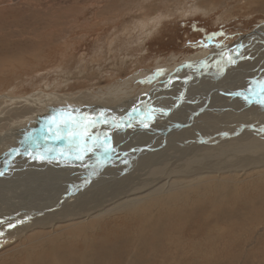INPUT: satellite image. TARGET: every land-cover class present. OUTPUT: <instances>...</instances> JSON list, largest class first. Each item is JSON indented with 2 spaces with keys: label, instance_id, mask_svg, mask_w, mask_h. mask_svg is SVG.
I'll return each instance as SVG.
<instances>
[{
  "label": "rangeland",
  "instance_id": "1",
  "mask_svg": "<svg viewBox=\"0 0 264 264\" xmlns=\"http://www.w3.org/2000/svg\"><path fill=\"white\" fill-rule=\"evenodd\" d=\"M262 23L264 0H0V133L26 125L38 130L51 116L69 108L93 117L104 113L109 120L116 116L117 120L126 121L132 109L140 107L136 103L141 97L153 86H161L179 66L196 59L204 62L208 55L213 56L211 52L249 34ZM257 35V41L264 40ZM262 52L244 56L245 61L251 58L249 70L264 69V48ZM243 74L242 70L222 72L216 78V86L232 83L238 86ZM257 75L255 72L251 78ZM257 79L264 80V72ZM197 83L213 86L207 81ZM165 85L169 89L174 86ZM198 95L197 100L206 101V91ZM159 96L154 100L159 103L158 112L165 105ZM201 101L195 106H202ZM244 102H237L236 107ZM254 103L259 104L252 99L251 104ZM93 104L122 105L124 111L110 114L88 107ZM263 109L262 105L253 108L250 110L253 117L243 115L240 119H235L233 112L218 117L215 109L204 110L195 118L198 133L190 126L181 127L176 133L164 132L177 123L174 115L160 123L153 122L156 125L146 129L135 118V125L140 126L124 132V153L111 155V160L108 159L111 168L104 166L110 169H105L98 179L96 186L105 187L89 189L79 197L82 201L77 209L76 202L69 208L88 215L71 216L40 227L45 230L33 227L20 237L0 239L1 264H26L29 260L38 264L43 250H47V258L42 264H56L51 261L53 248L58 249L57 264H64L65 260L71 264H264V157L251 161L247 157H256L255 151L248 154L231 147L221 155L211 152L200 158L202 150L221 145L243 147L251 141L264 142ZM181 113L183 118L179 121L187 123L190 113ZM155 119L161 120L155 117L151 121ZM162 126L165 128L161 131ZM132 132L137 133L129 144L125 139ZM17 143H9L15 145L14 155L22 146ZM60 143L65 144L62 150L67 152L68 143L62 140ZM149 144L162 145L161 149L169 146L167 156L155 158L159 149L149 153ZM38 155L40 152L30 156V164ZM97 155L89 153L81 163L66 159L78 161L84 168L91 165L96 168L107 158L98 162ZM170 156L173 159H168ZM188 162L190 166L186 165ZM12 164L9 162L6 167ZM38 167L31 165L32 169ZM122 184L124 187L127 184L126 192L112 195ZM172 191H176L181 202L175 206L176 212L168 213V209L163 212L166 207L163 201ZM45 193L48 201L61 192ZM96 194L101 203L94 202L89 207L86 202ZM68 195L65 198H75L77 194ZM157 201L161 202L159 207ZM147 207L163 212L155 217L150 229L157 231L158 237L135 245L131 236H137L138 218ZM12 225L16 227V223ZM40 232L47 238L68 232L65 236L68 243L60 246L61 241L56 245L47 242L38 249ZM85 234L101 240L90 245V254ZM33 245L38 253L28 256ZM86 248L88 252L82 261Z\"/></svg>",
  "mask_w": 264,
  "mask_h": 264
},
{
  "label": "bare ground",
  "instance_id": "2",
  "mask_svg": "<svg viewBox=\"0 0 264 264\" xmlns=\"http://www.w3.org/2000/svg\"><path fill=\"white\" fill-rule=\"evenodd\" d=\"M256 29H258L257 33L253 34L250 38L246 39L244 41V44L242 46H240L239 48L235 47V46H231L234 50H232L231 48H227L225 50H222V48L215 50V51L210 53V55H213V56H209L207 54L208 55L206 57L207 59L204 62L202 61L201 63L196 62L198 59H196L192 62L188 61V62L182 64L183 68H180V69L170 73L169 76L167 75V77L162 81V84L160 86V87H162V91L156 93L154 86H153L148 92H146L144 94L145 96H151L152 101H153L150 104H145V106H144L145 108L146 107H148V109L149 108H155L156 111L154 113L158 112V109L156 108L157 107L156 104L159 105V103H158V101L154 102V100H155L156 96L158 94H160L159 98H162V102H165L163 109L170 111V115H174V120H175L174 122H177V123H174L173 125H170L169 127H167L168 130L166 129L164 132H166L167 134H170V133H174L175 131H177L181 127H183L182 129H184V127L187 128L190 126L191 129L193 128V132L195 131L198 133V131L195 129L194 122H195V118L198 117V114L202 108L206 111H208L209 109L211 111L215 109L214 113H218L217 114L218 117H221L223 113L228 114V113L233 112V117L235 119H240V117L241 116L243 117V115H247V116L250 115L251 109L261 106L259 104H255V103L251 104L249 102H244L246 100L242 96L236 95V93H238V92H244L246 95H248L246 90L250 86V84H251L250 82L252 80H258L257 79L258 76L264 72L263 71L264 69H258V68L255 71L253 69L249 70L250 69L249 61L252 62L251 58L248 61H245V57H244L247 53H248V56L253 55L252 53H255V52L263 53L262 48H264V40L263 41H257L258 40L257 34L262 35V38H264V23L260 24ZM244 35L245 34L239 36L237 38V40H240L241 37ZM248 47H249V49L247 51H245V49ZM237 52H239L240 54L236 55ZM226 55H230L234 61L235 60H239V61L235 62L233 65L229 63V65L227 67H225V66L219 67L220 63H227V61L225 59ZM246 58H249V57H246ZM202 59H203V57H202ZM206 61L209 62V64ZM210 64L213 65L212 68H215V69L210 71L208 74L203 75V73L201 72L202 68H199V67H206ZM221 68H222V70H221ZM241 70H242V72H244V74H243V76H241L239 78V80H242V83H240V85L237 86V84L232 83V84H229V86L225 85L224 87L216 86L217 85L216 78L218 80V77H220L222 72L234 73V72H238ZM255 72L259 75H257V77L251 78V75H253ZM170 76H171V78L169 79ZM205 81H207L208 84L213 85V86L208 87V85L206 86L204 83H202V84L197 83V82H205ZM166 83L173 84L174 86L171 89L165 90V87H166L165 84ZM193 84H195V85L193 86ZM242 84L245 87H241ZM183 86H184V88L180 89ZM217 89L221 90V92L220 93H214V91H216ZM204 91L207 92L206 96L208 99L206 98V101H205V98H204V102H203V101H201V98H199L198 100H200L203 104H202V106H199V107L195 106V104H197V101H198L197 100V98L199 97L198 94H200V92H204ZM227 91H228V93H225ZM213 96H214V98H213ZM140 97L141 96L139 95L138 98L140 99ZM215 98H216V100H215ZM251 99H256V98L252 97ZM130 101H131V99H130ZM146 102H148V101L146 100ZM237 102H244V103L239 105L240 107H236ZM105 106H107V105H105ZM107 107H109V106H107ZM226 107H229V108L226 109ZM148 109H146V111ZM216 109H218V110H216ZM182 111H184L185 113L186 112L190 113V118H189L187 123H184L183 121H179V119L183 118V113H181ZM195 111H197V112H195ZM228 111H231V112H228ZM220 112H222V113H220ZM179 113H181V114H179ZM118 114H121V112H118ZM151 114H153V113H151ZM87 115H89V114H87ZM99 115H97V116H99ZM91 116H92V114H91ZM250 116L253 117L252 115H250ZM114 117H116V116H114ZM138 117H140V116H137L136 118L138 119ZM187 117H188V115H187ZM256 118H257V116H256ZM134 120H135V118H134ZM134 120H131V127H127V126L125 127V128H127L125 133H127V131L135 125ZM159 121H160L159 119H158V121L156 119L152 120V121L148 120L147 121L148 127L150 128L151 126L156 125L153 122L159 123ZM46 124L41 125L38 130H36V128L34 129V127H30V126L26 125L24 127H19V128L14 127V128L9 129L6 132L0 133V152H2V154L0 153V173H3V175H0V233H3L2 235H0V239H6V238L9 239L10 237H14V236L20 237L21 235L25 234L26 231L33 229V227H37L39 230H45V229H42L40 227L44 228V226H51V225H53L54 222L56 223L59 220L62 221L64 219L67 220L71 216H76V215L82 216L84 214L88 215L86 213H79V211L77 212L79 214L74 212V210L80 206L79 203H81V201H82V198H79V197L82 196L84 193H87L89 191V189L94 188L98 182V179H100L102 173L106 172L105 169H107L109 167L111 168V165L109 162L111 160V158H110V160H108L104 164V166H109V165L110 166L106 167L104 169V166L102 167V165H101L102 168L100 166H97L95 168V166L92 167V165L90 166V168L89 167L84 168L81 164H79V162L81 163V161L73 162L70 159H66V157L59 156L58 153L62 152L63 151L62 149L65 146V144L60 143L61 141L45 142L43 139H40V141H39L40 147L39 148H35V147L29 148L28 144L24 143L25 137L29 133H32V132L39 134L41 129L44 128V126ZM103 125H105V124H99L96 128L92 129V131L94 133H101L102 134L105 132L104 131L105 129H111L112 128L111 124H110V126L105 125L104 127H102ZM20 126H21V124H20ZM137 126H140V125H137ZM137 126H134V127H137ZM164 128H165V126H162L160 130L162 131ZM145 129H142V131ZM94 130H96V132ZM134 130L135 129L133 128V131ZM139 130L140 129H136V131H139ZM139 132H141V131H139ZM121 133L123 134L124 132L123 131L122 132L116 131V134H121ZM125 133L123 135H125ZM136 133L132 132V134L129 135L125 140H127V142L129 144H131V138ZM152 134H154V133H152ZM123 135H117L116 137L114 136L115 138H114L113 147L116 149V151L112 154V156H115L114 155L115 153L116 154L124 153L125 145H123V140H122V138L124 137ZM15 141L18 143L21 142L22 146H21V149L14 155V150H12V149H14L15 145L10 146L9 143L15 142ZM62 142H64V141L62 140ZM239 145H241V144H227V145L218 146L213 150H202V151L200 150L201 151L200 158L201 157L202 158L207 157L211 152H217V154L221 155L226 149H230L231 147H234L237 149L241 148L243 152H246L248 154L251 153V151H255L258 154L256 157L253 155H249V157H247V158H250L251 161L261 160L264 157V142L260 143V142L251 141V142H249V144H246L245 146L243 145V147H238ZM148 146L151 147L150 149L148 148L149 153L151 150H158L159 149L158 152L156 151L157 155L154 156L155 158L161 159V158L167 156L165 154V152L167 151L169 146L166 145L165 148H163V149L160 148V147H162V145H160L159 147H153L152 144H149ZM68 148L69 147H67L65 150H67ZM49 149H51L53 151H49ZM117 149H118V151H117ZM39 152H40L39 158L35 159L30 164V156L32 154L34 155V154H37ZM3 153H4V155H3ZM14 159H15V161H14ZM104 159L105 158L101 159V161H99V162H103ZM168 159H173V157L170 156ZM52 160H54V162H52ZM9 162H13V164L10 167H8V166L6 167V164ZM113 162H115V161H113ZM195 162H197V161H195ZM115 163H114V165H115ZM47 164H49L50 167L47 166ZM31 165L32 166H39V167L36 169H32ZM186 165L190 166L189 162ZM76 167H77V169H76ZM67 170L70 172H68ZM140 171H142V170H140ZM75 172L79 173V175L77 174L75 176L74 175ZM68 175H70V176H68ZM88 178H90V181ZM114 178H116V177H114ZM114 178H113V180H114ZM86 181H88V182H86ZM53 182H55V183L52 185ZM198 182H200V180H198ZM110 183H111V181H110ZM116 185H119V184L116 183ZM60 186H62V187H60ZM106 186H107V183H106ZM126 186H127V184H126ZM96 187L99 190V188H104L105 186H101L98 184ZM125 187H124V185H123V187H120V186H119V188L117 187L118 189L112 191L113 192L112 195H115V194L120 195L122 193H125L126 192ZM28 188H30V189H28ZM41 188H44L45 192L48 191V192H52L53 194H57L58 192H61V193L58 195L57 198H55V197L52 198L51 196H49V197H51V200L47 201L44 198V195L47 193H45L44 190L42 192ZM172 189H175V188L172 187ZM55 192H57V193H55ZM71 192L74 193L75 195L77 194L78 196L76 195L75 198L69 197L70 199L65 198V196H67ZM106 194H108V193L106 192ZM106 194H104V196L107 197ZM108 195L110 196L111 194H108ZM100 198L98 197V194H96L93 197H91L90 200L87 201L86 203H87V205L94 203V202L95 203L98 202V204H99V203H101ZM78 201H80V202H78ZM73 202H76L77 206L75 207V209L69 210V208L71 206H73L72 205ZM163 202L166 203V207H163V212H165V210L168 209V213H173V211L174 212L177 211V210H175L176 209L175 206L178 205L179 202H181V199L176 194V191H172L169 198ZM67 203H69L68 204L69 206L67 205ZM160 203L161 202L157 201L155 204L159 207ZM65 206H66V208H65ZM144 209H146V211L144 212L145 214L138 218V225L140 224V226H139L140 229L137 230V236L136 237L131 236L135 241V245L136 244H142V243H140V241L145 240L149 237H152V239H154V237L155 238L158 237L157 231H152L150 229L155 223V217L159 213H163V212H157L156 210L153 211L151 207H147ZM63 211H65V213H63ZM148 213H150L151 215ZM13 223H16L15 228H14V225L12 227H10V225H12ZM82 223L83 222H81V224ZM160 224H161V222H160ZM78 225H80V224H78ZM72 227H76V226H72ZM46 230H47V228H46ZM76 230L78 231V228H76ZM52 231H54V230H52ZM147 231H149V232H147ZM150 231H152V232H150ZM80 232L84 233L83 229L80 230ZM42 233L43 232L39 233L40 236L37 235L38 238L42 237V240L38 242L39 243L38 249L43 248V246H45V244L47 242H49L50 244L56 245L59 241H61L60 246H61V243L62 244L66 243V242L68 243V240L65 239V236L68 232L63 236L59 233L55 234L56 238L51 237V236H50V238H47L45 236H42ZM64 233H65V231H64ZM85 233H86V231H85ZM68 235L70 236V234H68ZM78 236H79V234H78ZM93 237L89 238L86 234L84 235V239L86 241V244H88L89 252H88V248L84 249L83 254L81 255L82 261L85 260V258H86L85 255L90 254V252H91L90 245H93L94 241H96L97 244L100 243V241H101L100 239L96 240V237H95V239ZM136 238L138 240H136ZM70 239H72V238L70 237ZM54 242H55V244H54ZM36 245H33L30 248V250H28V256H31L32 254L34 256L37 255L38 252L33 250ZM55 251H58V249L53 248V259L51 261H53L52 263L57 264L58 263V261H57L58 256H57V253ZM46 252H47V250H43L40 252V257H43V258L40 259V262L38 264H42V262H45L44 259L46 257ZM71 255H72V253H71ZM74 256H72V257H74ZM64 259H65V257H64ZM29 263L34 264V262L32 260H29L28 263H26V264H29ZM0 264H1V260H0ZM64 264H71V262H70V260H65Z\"/></svg>",
  "mask_w": 264,
  "mask_h": 264
},
{
  "label": "snow or ice",
  "instance_id": "3",
  "mask_svg": "<svg viewBox=\"0 0 264 264\" xmlns=\"http://www.w3.org/2000/svg\"><path fill=\"white\" fill-rule=\"evenodd\" d=\"M211 39V37H209ZM240 53L237 52L236 55ZM227 63L234 64L235 61L230 55H226ZM222 70V68H221ZM246 95L244 92H238L236 95L242 96L249 103L252 102V97H255L257 103L264 106V80H253L247 88ZM156 111L155 108H149L146 112L141 113L139 109L133 108L132 113L129 114V120L125 124L123 121L117 120L112 117L111 120L100 114V118H96L87 114L80 113L78 109H63L56 115L49 118L47 124L41 129L40 133H29L25 137L24 143L28 147H40V139L45 142L48 141H61L64 140L68 143V151L58 153L61 157L71 158L78 161H84L89 153L97 154V161L99 162L102 157H107L109 154L116 151L112 145V137L108 132L94 133L92 129L96 128L99 124H111L112 128L120 129L125 126L131 127V117L133 114L141 116L140 123L143 127H148V120L153 117L151 113ZM49 151H53L49 149ZM39 158V155L38 157ZM3 175V173H0ZM13 225H10L12 227ZM3 233H0L2 235Z\"/></svg>",
  "mask_w": 264,
  "mask_h": 264
},
{
  "label": "water",
  "instance_id": "4",
  "mask_svg": "<svg viewBox=\"0 0 264 264\" xmlns=\"http://www.w3.org/2000/svg\"><path fill=\"white\" fill-rule=\"evenodd\" d=\"M257 30L258 29H253L251 32H249V34H247V35H244V36H242L241 37V39L240 40H237V41H233V42H231V43H228V44H226V45H223V47H222V50H225V49H227V48H231L232 50H234L231 46H235V47H240V46H242L243 44H244V41L246 40V39H248V38H250L253 34H255V33H257ZM207 62V61H206ZM208 64H209V62H207ZM229 65V63H220L219 64V67L220 66H225V67H227ZM213 67V65H208V66H206V67H199V68H202L201 69V72L203 73V75H206V74H208L210 71H212V70H214L215 68H212ZM180 68H183V66L181 65V66H179L178 67V69H180ZM205 69V70H204ZM207 69V70H206ZM154 89H155V92L157 93V92H160V91H162V87H154ZM167 89H169V87L168 86H166L165 87V90H167ZM213 90V89H212ZM221 92V90H216V91H214V93H220ZM233 96V95H232ZM207 97V96H206ZM142 98V99H141ZM140 99H141V101H138V103H136V105H138V106H140L139 108H137V109H139L140 110V112L141 113H144V112H146V109H148V107H144L145 106V104H150L151 103V100L150 99H152V97L151 96H143V97H141ZM208 99V98H207ZM146 100L148 101V102H146ZM209 102V101H208ZM88 107H90V108H93V109H97V110H103V111H105V112H107V113H110V114H114L115 112H122V111H124V107L122 106V105H118V106H116V107H107V106H99V105H96V104H93V105H89ZM204 111V109L202 108L201 110H200V112L199 113H202ZM151 116L153 117L152 119H154L155 117H158V118H161V120L159 121V123L163 120V119H167L169 116H171L170 115V111H168V110H162V111H159L158 113L156 112V113H153V114H151ZM137 117V115H135V114H133L132 115V117H131V120H134V118H136ZM142 118V117H141ZM140 117H138V119H137V122H139L140 121V119H141ZM129 120V117L127 118V120L125 121V120H123V119H121V121H123V122H125V124L127 123V121ZM134 126H137V125H134ZM126 127V126H125ZM125 127H123V128H120V129H114V128H111V129H105L104 131L105 132H109L110 133V135H111V137H112V145H113V143H114V138L117 136V135H123L122 133L121 134H116V131H123V132H126V129L127 128H125ZM115 136V137H114ZM63 148H65V147H63ZM111 155H112V153L111 154H109L108 156H107V158L105 159L106 160V162H107V160L111 157ZM105 164V163H104ZM104 164L102 165V167L104 166Z\"/></svg>",
  "mask_w": 264,
  "mask_h": 264
},
{
  "label": "flooded vegetation",
  "instance_id": "5",
  "mask_svg": "<svg viewBox=\"0 0 264 264\" xmlns=\"http://www.w3.org/2000/svg\"><path fill=\"white\" fill-rule=\"evenodd\" d=\"M178 70V69H177ZM176 71V70H175Z\"/></svg>",
  "mask_w": 264,
  "mask_h": 264
}]
</instances>
